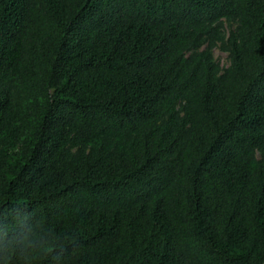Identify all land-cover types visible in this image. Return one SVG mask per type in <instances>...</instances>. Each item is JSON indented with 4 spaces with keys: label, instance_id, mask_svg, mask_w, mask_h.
Listing matches in <instances>:
<instances>
[{
    "label": "trees",
    "instance_id": "obj_1",
    "mask_svg": "<svg viewBox=\"0 0 264 264\" xmlns=\"http://www.w3.org/2000/svg\"><path fill=\"white\" fill-rule=\"evenodd\" d=\"M9 225L63 264H262L264 0H0Z\"/></svg>",
    "mask_w": 264,
    "mask_h": 264
},
{
    "label": "clouds",
    "instance_id": "obj_2",
    "mask_svg": "<svg viewBox=\"0 0 264 264\" xmlns=\"http://www.w3.org/2000/svg\"><path fill=\"white\" fill-rule=\"evenodd\" d=\"M16 227L18 228L19 225ZM9 233H12L10 238L8 237ZM18 235L19 233L14 231L11 225L4 232L7 242L0 243V250L4 252L3 257H0L2 264H12L13 258H16L21 264H32V261L40 255L45 256L51 264H63L64 258L70 254L69 248L71 247L74 251L76 246L80 244V241L74 238L72 234L65 235V239L69 240L68 244L59 237L48 238L44 235L30 237L25 235L17 239Z\"/></svg>",
    "mask_w": 264,
    "mask_h": 264
},
{
    "label": "rangeland",
    "instance_id": "obj_3",
    "mask_svg": "<svg viewBox=\"0 0 264 264\" xmlns=\"http://www.w3.org/2000/svg\"><path fill=\"white\" fill-rule=\"evenodd\" d=\"M214 58L219 62L222 68L226 67L229 64L228 54L219 48L213 50Z\"/></svg>",
    "mask_w": 264,
    "mask_h": 264
},
{
    "label": "water",
    "instance_id": "obj_4",
    "mask_svg": "<svg viewBox=\"0 0 264 264\" xmlns=\"http://www.w3.org/2000/svg\"><path fill=\"white\" fill-rule=\"evenodd\" d=\"M262 264H264V262Z\"/></svg>",
    "mask_w": 264,
    "mask_h": 264
}]
</instances>
